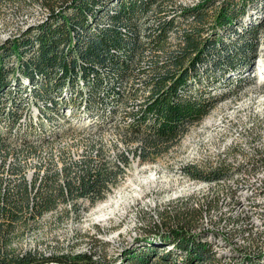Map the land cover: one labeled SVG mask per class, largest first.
Listing matches in <instances>:
<instances>
[{
    "label": "trees",
    "instance_id": "trees-1",
    "mask_svg": "<svg viewBox=\"0 0 264 264\" xmlns=\"http://www.w3.org/2000/svg\"><path fill=\"white\" fill-rule=\"evenodd\" d=\"M40 1L48 9L44 20L21 29L18 36L9 38L0 48V116L9 128L6 137L0 128V264H222L209 238L212 227L196 229L189 216L151 223L143 238L145 244L126 246L119 263L115 262L116 257L97 255L94 246L66 250L56 247L46 252L16 242L34 228L40 217L58 209L61 203L70 206L61 210L59 218L62 211L67 214L80 208V198L94 202L103 197L105 188L110 187V182H117V172L123 167L117 160L101 157L103 145L94 152L96 144H91L80 158L66 151L61 153L62 166L51 153L50 160L36 164L30 179L21 154L36 152V146L30 139H25L19 148L6 140L12 138L13 126L20 120L18 107L26 102V93L45 100L47 107L43 110L53 111L57 105L54 93L63 85L68 83L79 95L85 94L75 85L80 77L98 105L111 97L126 103L145 96V101L128 111L132 119L122 128L124 137L140 138L135 150L143 160L162 153L182 136L188 124L208 113L218 99L210 90L207 98L201 92H190L189 82L197 77L198 64L215 52L207 70L223 67L217 79H233L236 76L229 78L230 72L241 75L246 65L237 60L249 52L254 56L253 40H257V35L252 29L256 26L239 27L247 12L245 3L238 6L237 0H219L208 26L207 8L217 0H201L196 6L182 7L183 14L194 17L193 25L183 28L179 13H162L163 0H119L114 5L109 4L112 0ZM105 15L107 22L89 20ZM147 17L152 20L145 24L143 18ZM204 31L208 33L204 35ZM229 31L237 35L236 44L225 43L226 36L231 35ZM173 32L178 39L175 47L170 40ZM148 48L152 55L144 64ZM13 56L18 64L9 63ZM102 67L108 71L106 75L99 71ZM210 74L214 76V72ZM23 78H29L34 86L27 87ZM100 91L105 95L101 96ZM225 95L224 92L220 98ZM50 99L52 104L47 102ZM11 154L15 157L9 159ZM121 156L129 162L125 152ZM256 161L264 165L262 157L247 163L254 167ZM243 167L241 164L237 168ZM231 168L223 159L209 168L187 163L183 171L193 178L217 181L228 177Z\"/></svg>",
    "mask_w": 264,
    "mask_h": 264
},
{
    "label": "rangeland",
    "instance_id": "rangeland-1",
    "mask_svg": "<svg viewBox=\"0 0 264 264\" xmlns=\"http://www.w3.org/2000/svg\"><path fill=\"white\" fill-rule=\"evenodd\" d=\"M200 1L163 0L165 10L162 13H179L182 27L189 28L194 17L189 14L190 9L187 10L190 16L183 14L182 7H193ZM118 2L112 0L109 4ZM243 3L247 12L241 17L239 27L256 26L252 29L257 35V40H253L254 56L249 52L240 58L242 60H237L238 63L245 61L246 65L241 75L230 72L229 78L236 76L233 79H217L223 67L207 70L212 59L210 56L215 52H210L209 58L198 64L197 77L189 82L190 92H201L207 98L210 90L218 99L208 113L188 124L182 136L162 153L143 160L135 150L140 138L128 140L124 137L122 128L132 119L128 111L145 101L143 95L136 102L115 103L117 109L113 113H103L102 118L98 116L100 124L77 126L69 118L64 131H59L54 124L42 121L39 127L30 128L26 134L20 131V123L15 127L12 138L6 140L8 144L19 148L24 146L25 139H30L37 148L36 152L21 154L28 173L37 163L50 160L51 153L62 164L61 153L66 151L80 157L91 144H96L94 152L103 145L101 157L117 160L123 167L117 172V182H110L103 197L94 202L80 198V208L67 214L62 211L59 218L61 210L69 207V204L61 203L58 209L40 217L34 228L20 235L16 242L26 247L37 246L46 252L56 247L66 250L94 246L98 249L97 255L116 257L115 262L119 263L126 246L132 248L145 244L143 238L147 236L151 223L173 222L179 216H189L196 229L212 227L209 238L220 263L264 264V165H260L261 161H256L254 167L247 163L260 157L264 159V0H237L238 6ZM218 4L219 0L207 8L205 25L208 26ZM47 11L40 0H0V48L9 38L18 36L21 29L43 21ZM89 20L92 23L107 22L108 15ZM148 20L152 17L143 18L145 24ZM207 33L204 31V35ZM229 33L231 35L226 36L225 43L236 44L239 41L237 35ZM170 40L175 47L178 39L174 32ZM147 53L144 64L151 59L150 48ZM14 62L18 64L16 56L9 63ZM227 67H224L225 72ZM98 69L104 75L108 72L105 67ZM212 72L214 76H211ZM28 83L27 87L34 86ZM87 88L88 85L82 88L84 93ZM224 92L226 95L220 98ZM111 101H117V98L111 97ZM101 107L106 108L104 102ZM21 112L23 110H18ZM77 115L86 116V113L78 112ZM0 123V128L4 129L1 133L6 137L9 130L1 116ZM122 152L129 156L128 163L121 156ZM14 157L11 154L9 159ZM223 159L232 166V173L224 179L207 181L193 178L183 171L187 163L209 168ZM241 164L248 169H238ZM200 206L203 207L202 216Z\"/></svg>",
    "mask_w": 264,
    "mask_h": 264
},
{
    "label": "built area",
    "instance_id": "built-area-1",
    "mask_svg": "<svg viewBox=\"0 0 264 264\" xmlns=\"http://www.w3.org/2000/svg\"><path fill=\"white\" fill-rule=\"evenodd\" d=\"M45 17V15H44ZM43 17V18H44ZM23 81L25 83L29 82L31 83L29 78H23ZM28 83V84H29ZM76 86L78 87H84L86 85V81L83 78H78L76 80ZM31 89H29L30 91ZM56 94L54 99L57 101V105L55 107V110H43V107H47L44 103L45 100L39 99L37 97H34L32 93H26L28 98H25L26 102H22L20 107H18V110H23V113L20 114V120L17 123V125L20 123L22 127H20V131H24L26 134L30 128H34L35 126L39 127L40 122L48 121V123L54 124V126L58 127L57 130L64 131L63 127H66V124L68 123L69 118L75 121L77 126H89L100 124L99 117L102 114H110L113 113L117 108L114 106L115 103L121 104L122 101H111V99L106 100L104 102L105 109L101 107L102 103L98 105L94 100H92L91 95L89 92H86L83 95H79L77 91H74L72 88V85H63L62 88L56 91ZM100 95L104 96L105 92L100 91ZM90 98V99H88ZM48 104H52L53 100H47ZM78 112H85L86 116H78ZM109 119V117H108ZM7 120V119H6ZM102 120L101 122H103ZM31 122L32 124H30ZM17 125L13 126L12 133L15 132V127ZM99 127H102V125H99ZM9 130L8 127H5ZM22 128V129H21ZM7 133H9L7 131ZM5 135V134H4ZM75 156V155H74ZM77 157V156H75ZM81 157V156H80ZM77 157V158H80ZM40 163V162H39ZM59 166L63 165L59 163ZM36 169V167H35ZM34 169V170H35ZM34 170L32 172L28 173V177L30 179L33 178ZM70 206V205H69Z\"/></svg>",
    "mask_w": 264,
    "mask_h": 264
}]
</instances>
